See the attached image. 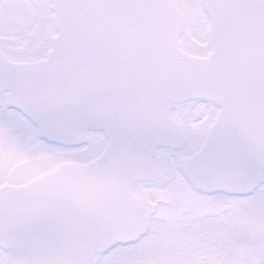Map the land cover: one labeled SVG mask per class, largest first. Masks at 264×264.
<instances>
[{
  "label": "snow or ice",
  "instance_id": "snow-or-ice-1",
  "mask_svg": "<svg viewBox=\"0 0 264 264\" xmlns=\"http://www.w3.org/2000/svg\"><path fill=\"white\" fill-rule=\"evenodd\" d=\"M0 264H264V0H0Z\"/></svg>",
  "mask_w": 264,
  "mask_h": 264
}]
</instances>
